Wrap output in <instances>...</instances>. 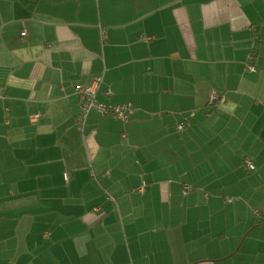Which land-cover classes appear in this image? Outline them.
Wrapping results in <instances>:
<instances>
[{
    "label": "crops",
    "instance_id": "0c3cea01",
    "mask_svg": "<svg viewBox=\"0 0 264 264\" xmlns=\"http://www.w3.org/2000/svg\"><path fill=\"white\" fill-rule=\"evenodd\" d=\"M0 264H264V0H0Z\"/></svg>",
    "mask_w": 264,
    "mask_h": 264
},
{
    "label": "built area",
    "instance_id": "2783aa9c",
    "mask_svg": "<svg viewBox=\"0 0 264 264\" xmlns=\"http://www.w3.org/2000/svg\"><path fill=\"white\" fill-rule=\"evenodd\" d=\"M21 36L26 35V31L23 29L20 31ZM145 39H148L146 37ZM251 59V56L249 55L248 60ZM246 67L251 70L255 71V67L252 66L249 62L246 63ZM99 87V82L94 81L89 85H76L74 87V92L77 95V105H78V111L75 116L77 125L80 130H82L83 125L85 123L86 116L89 112L94 111L98 113L101 116H108L117 119L120 122H127L131 115L133 114L134 105L132 102H125V103H106L100 100L97 96V90ZM105 95H110L111 91L108 87H105L103 90ZM224 101L223 95L217 92H213L208 97V105L217 104ZM39 117V113L32 114L30 116V120L34 121ZM185 125V122H179L177 124V128L181 129ZM242 165L245 169V171H251L254 166L251 163V160L249 157H244L242 160ZM64 179L67 180L69 177L68 172L63 173ZM145 183H142V185L138 186V191H143ZM183 188L185 190H189L190 186L184 185ZM108 199L114 200V197L108 195Z\"/></svg>",
    "mask_w": 264,
    "mask_h": 264
},
{
    "label": "rangeland",
    "instance_id": "374dc122",
    "mask_svg": "<svg viewBox=\"0 0 264 264\" xmlns=\"http://www.w3.org/2000/svg\"><path fill=\"white\" fill-rule=\"evenodd\" d=\"M241 205H244V202H241ZM247 208H245V210H247L250 214V216H252L251 212H252V208L250 207V205H247ZM245 210L243 208L240 209V211L238 212V217L240 219V221H245V218L247 217V213L245 212ZM251 227H248L247 229H245L243 235H241V237H238L239 235H237V231H235V227H231L228 230V241L230 242V244H235L236 243V247L234 248L233 251H231L230 253H233L234 251L237 253L238 251H244V249L246 248V240L244 241L245 237L247 236L248 232L250 231ZM241 230V229H240ZM227 241V242H228ZM229 253V254H230ZM234 255H236L234 253Z\"/></svg>",
    "mask_w": 264,
    "mask_h": 264
},
{
    "label": "trees",
    "instance_id": "16d2710c",
    "mask_svg": "<svg viewBox=\"0 0 264 264\" xmlns=\"http://www.w3.org/2000/svg\"><path fill=\"white\" fill-rule=\"evenodd\" d=\"M208 105V104H207ZM214 105V104H213ZM213 105H208L209 107L213 106Z\"/></svg>",
    "mask_w": 264,
    "mask_h": 264
},
{
    "label": "bare ground",
    "instance_id": "6f19581e",
    "mask_svg": "<svg viewBox=\"0 0 264 264\" xmlns=\"http://www.w3.org/2000/svg\"><path fill=\"white\" fill-rule=\"evenodd\" d=\"M99 88V87H98Z\"/></svg>",
    "mask_w": 264,
    "mask_h": 264
}]
</instances>
